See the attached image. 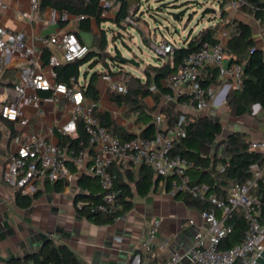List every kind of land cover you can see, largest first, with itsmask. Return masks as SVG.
<instances>
[{
    "label": "built area",
    "instance_id": "1",
    "mask_svg": "<svg viewBox=\"0 0 264 264\" xmlns=\"http://www.w3.org/2000/svg\"><path fill=\"white\" fill-rule=\"evenodd\" d=\"M89 1V0H85ZM118 0H98L101 16L107 17ZM243 0H232V6L238 8ZM128 13L125 25L139 27L142 14L141 0H128ZM0 6L6 4L0 0ZM41 8V0H31V11L19 12L20 17L33 19V13ZM84 15L64 11L60 14L53 10L52 21L74 20L78 24ZM229 31L224 29L215 43L204 42L203 46L186 55L176 70L163 81L168 90L164 94L167 104H177L182 108L176 126L158 129L151 137L137 135L131 139H122L113 135L101 124L96 112L99 103L87 98L85 87L76 78L69 82L58 80L55 68L63 62L84 59L91 47L81 40L75 28L51 34L41 38L43 47L54 46L48 64L49 71L43 66L42 49L33 46L23 31L0 24V78L9 66H15L17 72L11 86L6 89L8 97L1 103L0 115L3 119L19 126H28L31 122L26 113L27 105H32L39 116L46 115L44 98L47 93L54 104L67 100L72 107L70 128H77L83 121L94 152L91 154L75 148L63 147L49 142L44 135L30 134L25 140L16 136L17 148L10 154L4 170V180L16 186L21 193H33L36 182L49 180L66 183L72 176L71 164L78 168L90 162L89 172L95 176L103 190V196L97 201L80 200L77 207L86 206L87 212L112 217L115 221H126L128 211L124 210L121 195L123 189L117 185L116 165L128 168L149 166L157 175L172 179L170 193L175 196L183 192L191 198L209 204L201 209L202 223L197 226L191 245L182 251H174L162 264H180L188 260L194 264H234L240 259L242 264H255L264 250V197L258 194L260 182L264 178V162L251 164V176L242 183L233 185L227 196L212 191L206 182L194 183L189 169L194 162L182 153L174 152V139L187 135L186 127L191 115L202 113L213 101L225 104L232 89L243 87L244 63L233 61L232 54L226 50ZM159 58L172 57L176 44L164 38L160 42L148 39ZM217 68L223 84L205 87L208 68ZM110 88L119 93H127L128 85L116 81L110 73L103 74ZM162 117L158 114L155 122L160 125ZM68 131V127L65 128ZM250 149L264 156V140L251 141ZM239 212L244 217L247 228L240 242L225 245L234 232L230 220ZM195 223L193 219L190 220ZM159 220L145 231L140 249L149 253L156 246L167 248L170 240L160 242L158 236ZM33 264V263H31ZM143 264H150L147 260Z\"/></svg>",
    "mask_w": 264,
    "mask_h": 264
},
{
    "label": "crops",
    "instance_id": "2",
    "mask_svg": "<svg viewBox=\"0 0 264 264\" xmlns=\"http://www.w3.org/2000/svg\"><path fill=\"white\" fill-rule=\"evenodd\" d=\"M2 1L6 6H0V24L23 31L33 46L42 49L43 66L48 64L51 54L55 51L54 46L43 47L41 38L44 36L75 28L82 41L94 50H99L97 36L101 34V29L95 17L91 18L92 30L86 31L80 29V23L78 24L74 20L63 21L59 19L52 21L51 15L53 10H56L53 7L40 8L39 11L33 13V19H29L20 17L19 12L29 11L31 0ZM225 1V17L228 18L226 22L222 17V9L221 19L211 21L214 24L220 23L216 33L217 39L224 29L228 30L227 22L235 17L253 27L258 46L264 50V31H259L257 27L260 21L238 8L235 9L232 6V0ZM119 10L120 3L116 11L112 10L109 16L102 18L115 21ZM56 11L58 14L61 13ZM37 14H39L40 19L36 20ZM73 16L74 14H71V17ZM104 23L105 21L103 25ZM170 57L157 58L160 64L156 65L163 64ZM93 61L94 59H91L86 68H83L86 63L81 65L79 76H72L69 81L76 78L86 88L91 75L98 71L100 77L97 81V88L100 98L96 100L99 103L96 114L108 111L117 125L124 127L127 132L142 136V132L148 124L143 120H138L137 112L131 110L129 104L120 105L112 99L110 83L103 78V74L107 73L105 72V65L102 61L95 64ZM99 63L104 65V69L95 70L91 73L90 67L93 68ZM62 64L66 63L63 62ZM128 66L125 64V70L135 74ZM115 68L118 69L119 67ZM46 70L49 71V67L46 66ZM16 72L17 68L11 65L7 68L4 76L0 78V107L1 103L8 97L5 88L11 86ZM140 77L146 78V76ZM113 78L116 81L127 82L120 74L113 75ZM145 78H142L143 81ZM41 96L44 98L46 115L44 117L39 116L32 105H27L26 113L31 118L28 126H19L3 119L0 115V130L3 134L0 146V264H7L5 261L12 256L24 258V255L35 252L43 241L42 234L51 236L57 244H67L84 264H143L147 260L150 264H162L174 251H182L188 248L193 241L197 226L202 223L201 209L194 203L186 201L184 193L173 196L166 189L164 181H161L157 189H153L147 195L135 194L133 206L128 211L126 221H115L109 224H96L77 210V197L85 192L81 179L86 174L91 175L89 172L90 162L83 168L71 164L72 176L70 179L66 183L59 181L63 185L62 191L56 189V182L41 180L36 182V190L40 191V196L34 200L33 204L26 208L18 204L17 197L21 193L20 190L5 182L3 177L8 158L17 148L14 138L20 136L22 140H25L30 134L39 133L44 135L49 142L61 145L58 133L69 134L73 137L78 135V126L75 129L70 128L73 117L72 107L68 101L62 100L60 103L54 104L47 93L41 92ZM155 97L159 98L158 105ZM87 98L92 100L88 96ZM144 103L147 108H153L157 105L151 123H155V118L164 105L182 111V108L177 104H167L164 100V94H161L156 88H154L153 95L144 98ZM218 103L220 104V101ZM210 107L211 105L203 112L209 110ZM253 109L252 113L248 112L238 117L231 116L226 111V115L223 116L225 119L219 117L223 125L222 135L227 137L231 133L241 132L250 141L264 140V112L260 104L253 105ZM203 112L193 114V117L204 116ZM67 127L69 130L65 131ZM114 170L122 176V179L129 181L130 174H137L140 168L116 165ZM131 185L135 189L134 182H131ZM191 219L195 221L194 224L190 222ZM154 220H159L158 236L160 242L170 240L171 244L167 248L156 246L151 252L144 253L140 249V242L147 228L154 224ZM31 263L33 262L30 261L29 264ZM180 264L194 263L184 260Z\"/></svg>",
    "mask_w": 264,
    "mask_h": 264
},
{
    "label": "trees",
    "instance_id": "3",
    "mask_svg": "<svg viewBox=\"0 0 264 264\" xmlns=\"http://www.w3.org/2000/svg\"><path fill=\"white\" fill-rule=\"evenodd\" d=\"M118 1L120 10L115 23L120 27H126L123 20L128 13V0ZM219 2L223 10L222 17H225L224 6L226 1L219 0ZM48 6L60 12L67 11L71 14L84 15L85 18L80 23L79 28L86 31L92 30L91 18L95 17L101 29V34L97 36L99 50H94L91 47L89 54L84 59L57 66L55 70L58 72L59 80L69 81L70 77L79 76L80 66L91 59H94V64L102 61L105 65V72L112 75L120 74L127 81L128 92L119 93L111 90V97L120 105L123 103L129 104L130 109L137 112L138 120H143L148 124L142 132V136L151 137L156 134L158 129L168 130L176 126L181 110L164 105L159 112L162 117L161 124L151 123L155 116L153 112L159 104V98L155 97L157 105L153 108L146 107L144 98L153 95L154 88L161 94H165L168 88L163 81L176 70L182 59L189 53L199 50L204 42L215 43L218 41L216 33L219 22L212 23L194 35L187 36L183 45L175 47L172 57L161 65H150L149 68L145 69L146 78L143 81L140 76L125 70V64L110 52L109 37L107 30L103 27V22L106 20L101 16L98 0H41V8ZM238 9L254 16L264 25V0H243ZM174 15L176 18L181 19L183 13L179 12ZM229 25L232 26V29L229 31L226 50L235 56L233 61L244 63L243 87L232 89L227 96L229 113L234 117L245 115L252 110L255 104H260L264 112V50L258 46L253 27L249 23L233 17L230 19ZM145 40L148 41V38L145 37ZM116 52L117 54L121 53L119 49ZM99 77L100 73L98 71L94 72L85 88L86 95L95 100L100 98L97 88ZM222 83L223 80L219 77L218 69L209 67L206 80L203 83L204 86L207 88L215 87ZM97 115L101 124L107 127L113 135L122 139H131L137 136L136 133L127 132L124 127L117 125L108 111L99 112ZM191 118L186 127L187 135L174 139V152L182 153L194 162V167L189 169L194 183L206 182L210 185L212 191L225 197L233 185L242 183L251 176V164L254 162L263 163L264 156L259 151L250 149L251 141L243 133L234 132L220 139L219 137L223 134L221 122L205 116L192 117L191 115ZM2 137L3 134L0 130V146ZM58 137L63 147L75 148L84 152L88 151L89 154L94 152L93 144L86 132L83 121L78 123L77 136L73 137L69 134L58 133ZM217 141H219V145L216 146L218 147L216 150L215 143ZM161 181H164L166 189L170 191L172 179L157 175L149 166H142L137 174H130L129 181L122 179L119 174L117 185L123 189L121 198L124 203V210L129 211L132 208L133 197L136 193L141 196L147 195L153 189H157ZM131 182H134L135 189ZM81 184L85 192L77 197L76 204L80 200L93 202L102 198L103 190L95 176L84 175ZM55 187L58 191L63 190V185L59 181L55 183ZM184 194L186 201L194 203L199 209L209 206V204L191 198L187 193ZM258 194L264 197V178L260 182ZM39 196L40 191L38 190L28 194L20 193L17 202L21 207H30ZM77 210L81 215L87 216L96 224L115 222L112 217L87 212L86 206L83 208L77 207ZM230 223L234 227V232L225 244L226 246L240 242L247 228V223L239 212L230 220ZM30 261L33 264H84L67 244H57L53 239L47 240L27 257L10 259L7 264H29Z\"/></svg>",
    "mask_w": 264,
    "mask_h": 264
},
{
    "label": "rangeland",
    "instance_id": "4",
    "mask_svg": "<svg viewBox=\"0 0 264 264\" xmlns=\"http://www.w3.org/2000/svg\"><path fill=\"white\" fill-rule=\"evenodd\" d=\"M141 3L140 13L142 14V20L139 27L128 24L126 27H120L111 19H107L103 25L109 37L110 52L117 55L116 51L119 49L123 56L133 57L135 55L137 60L141 61L140 67L131 64L128 66L139 76H146L144 69L149 68L150 65L160 64L159 60L156 61L154 59L159 58L157 52L152 48L149 41L145 40V37L157 42L166 38L179 46L183 45L187 36L194 35L210 26L212 24L211 21H216L218 18L221 19L219 0H141ZM118 7L119 2L113 6V11H116ZM179 12L183 13L181 19L176 18L174 15ZM37 19H40L39 14L36 16ZM227 19V17H224L225 22ZM229 23L230 20L227 22V27L231 31L232 26ZM165 26L170 28L167 30ZM257 27L259 31H264L262 23H259ZM176 28L177 31H175ZM89 64L90 62L86 63L83 68H86ZM101 69H104V65L99 63L93 68L90 67V72ZM215 88L218 89L217 86ZM253 110L252 107L250 113ZM226 111L229 112L227 100L225 104L213 101L210 109L203 112V115L220 120V118L225 119L223 116L226 115ZM223 137L221 135L219 138ZM234 264H242V262L237 259Z\"/></svg>",
    "mask_w": 264,
    "mask_h": 264
},
{
    "label": "water",
    "instance_id": "5",
    "mask_svg": "<svg viewBox=\"0 0 264 264\" xmlns=\"http://www.w3.org/2000/svg\"><path fill=\"white\" fill-rule=\"evenodd\" d=\"M214 11V10H213ZM170 27L169 26H165V29H169ZM175 31H177V28L175 29ZM116 57L118 58V60L126 65H135V66H138L140 67L141 66V61L137 60L136 56L134 55L133 57H125L123 56L121 53L117 54ZM156 61H157V58H154ZM217 121L220 122L219 119H216ZM219 145V141H217L215 143V147ZM42 237H43V241L41 243V245H43L47 240H50L52 239L51 236H48L46 234H42ZM40 245V246H41ZM33 253V252H32ZM31 254V253H29ZM29 254H26L24 255V257H27ZM14 258H22V256H12L9 258L10 259H14ZM9 260H6L5 263H7ZM255 264H264V250L263 252L260 254V256L257 258Z\"/></svg>",
    "mask_w": 264,
    "mask_h": 264
}]
</instances>
